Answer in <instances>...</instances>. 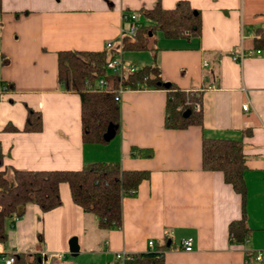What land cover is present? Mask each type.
Instances as JSON below:
<instances>
[{
	"label": "crops",
	"instance_id": "obj_1",
	"mask_svg": "<svg viewBox=\"0 0 264 264\" xmlns=\"http://www.w3.org/2000/svg\"><path fill=\"white\" fill-rule=\"evenodd\" d=\"M158 1L173 8L179 0H0L1 169L77 170L119 161L124 169L150 173L135 193H124L121 226L99 227L97 217L73 200L67 182L60 184V206L43 211L28 202L22 217L7 222L0 264L18 253H39L42 264H125L129 259H118V252L162 245L165 264H264V257L256 258L264 250V49L255 47L264 0H188L201 12L199 36L159 32L149 49L121 52L125 69L156 61L166 82L201 95L196 103L204 128L165 126L166 89L127 88L120 132L107 143H88L81 96L59 81V51L120 48L130 28L123 12L135 11L148 23L143 13ZM28 108L42 113L40 131L23 129ZM204 136L243 142L251 228L244 243L229 230L243 217L241 194L222 171L203 168ZM188 237L191 251L182 245Z\"/></svg>",
	"mask_w": 264,
	"mask_h": 264
},
{
	"label": "trees",
	"instance_id": "obj_2",
	"mask_svg": "<svg viewBox=\"0 0 264 264\" xmlns=\"http://www.w3.org/2000/svg\"><path fill=\"white\" fill-rule=\"evenodd\" d=\"M1 9V3H0ZM150 22L140 21L141 26L134 36L123 40V49L133 51L147 50L152 46L156 32L166 38L201 34V12L188 0H179L175 7L165 8L158 1L152 8L144 11ZM259 37L255 47L264 49V27L258 29ZM155 47L154 49H156ZM118 54V47L111 46L101 51L61 50L58 53L59 81L67 90L78 92L81 96V118L83 140L88 143H107L109 127L116 133L121 129V102L116 92L122 85L127 88H164L168 91L165 126L185 128L196 124L204 128L203 109H196L201 95L179 88L175 83L162 78L161 68L153 61L137 67L127 68L123 75L111 71L108 62ZM108 80V87L100 85V79ZM43 128L42 113L28 108L24 125L25 131H40ZM5 129L17 130L7 124ZM243 142L221 137H203L202 166L206 170L222 171L225 180L241 194L243 217L233 220L229 230L234 239L244 243L251 228L247 222L246 205L248 187L245 179L247 170ZM0 242L8 239V220L20 218L25 213L28 202L38 204L43 211L54 209L62 204L60 184L70 185L73 200L85 213L94 214L101 228L121 226L123 223V195L136 189L148 178L146 170L124 169L119 161H96L85 164L77 170H28L3 166L0 151ZM10 223V224H12ZM160 248V249H159ZM156 250L135 253L133 259L125 264H165L164 245ZM39 253H18L13 264H42Z\"/></svg>",
	"mask_w": 264,
	"mask_h": 264
},
{
	"label": "built area",
	"instance_id": "obj_3",
	"mask_svg": "<svg viewBox=\"0 0 264 264\" xmlns=\"http://www.w3.org/2000/svg\"><path fill=\"white\" fill-rule=\"evenodd\" d=\"M123 19L130 22V28L128 30V34L131 36H134L136 34L137 30L139 29V27L141 26L138 13L135 11H125V12H123ZM122 50H123V41L121 43L120 48H118V54L108 62V68L112 71L118 72L121 76L123 75V72L125 69V62L121 56ZM257 52H261V49H258ZM234 58L240 59V58H242V54H235ZM128 68H130L131 70H135V69H137V66L134 64H131L130 66H128ZM108 84L109 83H108L107 79H104V78L100 79V85L102 87H108ZM125 89H127V87H124L121 85L119 87V89L117 90L116 99L118 101L121 100V95L125 91ZM195 108L200 109L201 108L200 104L196 103ZM243 108L245 110H248L249 109V103H247V102L244 103ZM127 192L133 194L136 192V189H131ZM149 245L151 248H154V241H150ZM182 245H183V248L187 251L193 250V238L192 237L185 238L182 241ZM116 256L118 259H121L123 261H125L127 259H133V257H134L132 254H126L124 252H118ZM263 257H264V250H259L257 255H256L257 260H262ZM14 262H15V255H10V256L6 257V259H5L6 264H13Z\"/></svg>",
	"mask_w": 264,
	"mask_h": 264
},
{
	"label": "water",
	"instance_id": "obj_4",
	"mask_svg": "<svg viewBox=\"0 0 264 264\" xmlns=\"http://www.w3.org/2000/svg\"><path fill=\"white\" fill-rule=\"evenodd\" d=\"M115 134H116V131H115V129L113 128V126L111 125V126L109 127V130H108L107 134H106V138H107V139H112V138L115 136ZM0 163H1V161H0Z\"/></svg>",
	"mask_w": 264,
	"mask_h": 264
},
{
	"label": "rangeland",
	"instance_id": "obj_5",
	"mask_svg": "<svg viewBox=\"0 0 264 264\" xmlns=\"http://www.w3.org/2000/svg\"><path fill=\"white\" fill-rule=\"evenodd\" d=\"M159 32H160V31L156 32V34L159 33ZM139 62H140V61H138V63H139ZM111 71H112V70H109L108 72L111 73Z\"/></svg>",
	"mask_w": 264,
	"mask_h": 264
}]
</instances>
